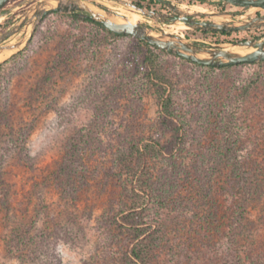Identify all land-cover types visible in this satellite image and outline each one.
<instances>
[{
    "label": "rangeland",
    "instance_id": "rangeland-1",
    "mask_svg": "<svg viewBox=\"0 0 264 264\" xmlns=\"http://www.w3.org/2000/svg\"><path fill=\"white\" fill-rule=\"evenodd\" d=\"M69 15H46L0 61V264H129L133 226L119 216L141 140L164 147L144 168L154 191L147 213L166 196L168 209L182 210L168 215L149 264H192L195 250L232 234L264 262V61L206 69L160 53L177 134L136 43ZM153 26L208 42L259 35Z\"/></svg>",
    "mask_w": 264,
    "mask_h": 264
},
{
    "label": "water",
    "instance_id": "water-1",
    "mask_svg": "<svg viewBox=\"0 0 264 264\" xmlns=\"http://www.w3.org/2000/svg\"><path fill=\"white\" fill-rule=\"evenodd\" d=\"M31 1H35L34 4L25 9L8 29L0 32V53L6 51L7 57L18 53L29 43L36 24L43 17L51 12H58L82 15L100 23L115 34L134 36L140 41L200 65L232 66L264 61V0H218L222 4L238 8L236 10L208 9L203 12H190L168 0H158L166 5L170 13L142 8L126 0H23L10 7L9 11L15 12L19 5H25ZM8 2L9 0H0V19L8 14V12H2ZM251 8L255 10L248 13ZM121 10L137 12L142 15V18L139 21H130L126 16L119 14ZM216 16L224 20H214ZM176 22H182L190 29L211 32H246L261 29L263 31L245 40L208 42L158 30L153 26L154 23L174 24ZM14 35H19L17 42L7 41Z\"/></svg>",
    "mask_w": 264,
    "mask_h": 264
},
{
    "label": "trees",
    "instance_id": "trees-1",
    "mask_svg": "<svg viewBox=\"0 0 264 264\" xmlns=\"http://www.w3.org/2000/svg\"><path fill=\"white\" fill-rule=\"evenodd\" d=\"M188 2L192 3L193 0H188ZM196 3L204 4L205 2L197 0ZM57 13V12H56ZM70 17L80 19L84 22H88L98 26L102 29L108 36L110 37H129L136 44H134L133 52L135 54H141L143 57L145 78L147 81L152 82L157 87V94L160 106L161 116L164 118V121H168L171 124H167V127H171L175 133H179L180 126L175 125L172 126V122L175 119L173 114V101L170 93H166V88L163 86L162 77L156 71L157 58L160 53H167L170 55H174L190 64L200 66L206 69H229L232 66H207L200 65L195 62L189 61L183 57L178 55L166 52L160 48L152 46L146 42L140 41L134 36L131 35H119L111 32L106 29L100 23L95 22L93 20H89L82 15H69ZM203 33H210L211 35H221L224 38L229 37L233 33L239 31H220V32H211V31H203L199 30ZM187 37V36H186ZM246 37H242L237 40H245ZM225 41L226 39H221ZM240 63L237 65L243 64H253L257 63ZM262 62V61H261ZM160 83V84H159ZM164 151V147L159 144L156 140H150L149 142H144L141 140L136 144L131 146V155H134L136 159V166L132 174L134 175L135 182L131 187V202L130 205L127 206L120 214V222L122 226H133V238L129 243V248L126 251L127 260L129 264H149L150 257L153 252L160 246V244L165 240L166 237V228L171 222L172 219L168 218L172 214L178 215L181 214L178 208L168 209L163 203L168 199L169 196L158 198L155 200L158 203V206L155 208L158 210L156 214H148V208H151L149 205L152 197H154V191L150 184H146L143 181V177L146 174L144 171L145 165L147 163L148 156L153 153H161ZM170 195V194H169ZM152 205V204H151ZM167 209L168 213H163V210ZM146 212V214H145ZM169 215V216H168ZM119 221V220H118ZM128 226V227H129ZM233 235V234H232ZM223 236L217 242L211 244L206 243L200 247L202 251H196L191 255L194 258L192 264H264L262 262L260 253L258 252V248H250L245 247L239 242L236 236ZM213 256L207 258V256ZM193 259H190L192 261ZM203 261V262H202Z\"/></svg>",
    "mask_w": 264,
    "mask_h": 264
},
{
    "label": "flooded vegetation",
    "instance_id": "flooded-vegetation-1",
    "mask_svg": "<svg viewBox=\"0 0 264 264\" xmlns=\"http://www.w3.org/2000/svg\"><path fill=\"white\" fill-rule=\"evenodd\" d=\"M21 1H23V0H9V2L4 6V8L2 9V12H8V14L4 15L3 18L0 20V32L5 31L12 24H14L18 20L19 15L25 9H27L28 7L33 5L35 2V1H31L25 5L21 4V5H19V7L16 9L15 12L9 11L10 7H13V6L19 4ZM126 1L131 2V3H133L139 7H142V8H149V9H152V10L158 11V12L170 13V10L166 7V5L160 3L158 0H126ZM168 1L172 2L174 5H177V3L173 2L172 0H168ZM193 1H197V0H193ZM200 1L205 2L207 7H210V8L216 9V10H236L238 8L236 6L222 4L218 0H200ZM51 13H56V12H51ZM258 14H260V12ZM198 19H200V17ZM39 22L36 24L35 28L37 27ZM35 30L36 29H34L33 33L35 32ZM262 31L263 30H257L254 32L256 34H260ZM15 36H17V35H14L13 37H15ZM32 36H33V34H32ZM32 36H31V39H32ZM12 38L8 39L7 41L12 40ZM7 41H5V42H7ZM5 42H3V44H5Z\"/></svg>",
    "mask_w": 264,
    "mask_h": 264
},
{
    "label": "bare ground",
    "instance_id": "bare-ground-1",
    "mask_svg": "<svg viewBox=\"0 0 264 264\" xmlns=\"http://www.w3.org/2000/svg\"><path fill=\"white\" fill-rule=\"evenodd\" d=\"M180 8L183 9V10H189L190 12H192V11H201V12H203V11H207L208 10L207 8H199V7H196L194 5H190V4L189 5H186V4L180 5ZM254 10H255V8H251L248 11V13H251ZM119 14H121L123 16H126L130 21H133V22L139 21L142 18L141 14H139L137 12H134V11L121 10L119 12ZM214 20H224V19L219 17V16H216V17H214ZM176 23H182V22H176ZM176 23H174V24H176ZM167 32H170V31H167ZM171 33H173V32H171ZM18 36L19 35L13 37L12 40H10V42L11 43L17 42ZM5 53H6V51H3L2 53H0V61L6 56Z\"/></svg>",
    "mask_w": 264,
    "mask_h": 264
},
{
    "label": "crops",
    "instance_id": "crops-1",
    "mask_svg": "<svg viewBox=\"0 0 264 264\" xmlns=\"http://www.w3.org/2000/svg\"><path fill=\"white\" fill-rule=\"evenodd\" d=\"M3 18V17H2ZM1 20V19H0ZM261 30H263V29H261Z\"/></svg>",
    "mask_w": 264,
    "mask_h": 264
}]
</instances>
